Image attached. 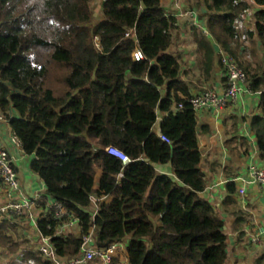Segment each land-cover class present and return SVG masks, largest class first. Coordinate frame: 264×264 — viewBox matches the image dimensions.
<instances>
[{
    "label": "trees",
    "instance_id": "1",
    "mask_svg": "<svg viewBox=\"0 0 264 264\" xmlns=\"http://www.w3.org/2000/svg\"><path fill=\"white\" fill-rule=\"evenodd\" d=\"M96 1L0 0V115L31 158L45 194L66 211L59 221L42 200L37 229L63 263L92 230L98 250L127 240L128 264H226L224 223L200 196L206 181L191 94L178 80L177 58L167 52L176 19L162 0H99L97 21ZM251 10L248 36L264 51V0H209L205 19L250 90L262 91L261 115L251 126L263 158L264 71L258 75L237 54L236 25ZM136 49L143 59L133 58ZM73 218L78 233L58 234Z\"/></svg>",
    "mask_w": 264,
    "mask_h": 264
},
{
    "label": "crops",
    "instance_id": "2",
    "mask_svg": "<svg viewBox=\"0 0 264 264\" xmlns=\"http://www.w3.org/2000/svg\"><path fill=\"white\" fill-rule=\"evenodd\" d=\"M208 2L162 0L163 9L176 19L173 41L167 52L177 58L180 66L178 80L188 86L191 95L204 89L222 94L226 88L219 52L223 48L206 28ZM253 12L251 10L242 16L236 25L242 40V48L237 54L242 61L251 62L259 75L264 71V51L255 35L248 36L254 30ZM258 103L259 96L248 90L238 97L237 104H227L219 110L203 109L195 116L199 167L206 181L200 196L214 208L224 223L228 253L226 264H264V249L251 240L257 234L264 239V200L256 184L245 183L248 166L252 163L259 166L262 159L251 126L252 117L261 115ZM162 117L159 113L153 128L158 135ZM11 137L9 125L0 124V142L9 152L19 183L20 189L15 197L20 194L34 201L32 212L37 219L42 212V200L48 206L50 196L45 194L43 182L30 170L31 158L23 154L20 146L12 143ZM156 169L161 173H171L168 166H157ZM229 184L234 185L233 191H229ZM242 187L245 192L239 195L238 189ZM7 198L6 189L0 184V208L7 204ZM63 231L64 234L76 235L79 229L76 226L70 229L64 227ZM40 241L36 222L33 224L27 214L0 212V264H62L60 259L53 263L39 253ZM126 246L127 240L118 243L111 264H128L123 253ZM89 264L105 263L95 258Z\"/></svg>",
    "mask_w": 264,
    "mask_h": 264
},
{
    "label": "built area",
    "instance_id": "3",
    "mask_svg": "<svg viewBox=\"0 0 264 264\" xmlns=\"http://www.w3.org/2000/svg\"><path fill=\"white\" fill-rule=\"evenodd\" d=\"M221 54V67L224 72L226 88L222 94H217L211 89H204L196 94L190 95L187 98V102L194 111L195 116L200 110L203 109H215L219 110L225 107L227 104H237L238 97L241 96L242 92L250 90L247 83L246 75L243 70L238 66L235 59L230 56L223 49H220ZM133 58L135 60L143 59V55L139 50L133 52ZM257 96L260 92L255 93ZM176 109H181L182 104H178ZM10 117L12 114L9 115ZM0 124H8V118L0 115ZM160 138L166 142H169L168 138L160 135ZM12 143L16 146H20V141L15 137L12 132L11 137ZM21 148V146H20ZM106 152L113 156H116L121 160L123 164L130 162L129 158L122 154L115 148L107 147ZM235 180V179H232ZM247 184H256L262 193L264 200V157L260 159L259 166L256 163H252L248 166V180L245 181ZM0 184L5 187L7 193V204L0 209V212H12L16 214H27L28 218L32 223L36 222V215L32 212L35 207V202L29 198L19 194L18 198L15 195L19 191V183L16 177V173L12 166V162L9 156V152L2 146L0 142ZM245 192L244 187L238 189V194L243 195ZM49 209H52L55 213V218L61 221L65 216L66 211L62 204L56 202L51 196L49 197ZM92 211L96 209L97 198L92 197ZM77 225V219L73 218L69 221L62 223L57 230L58 234H64L63 228H72ZM264 233V229H263ZM40 246L38 248L39 253L51 260L53 263H57L59 260L54 254L50 240L47 237L41 235ZM251 240L257 245H260L264 249V239H261L260 234L251 237ZM118 243H115L104 250H98L94 246L93 242V231L91 230L86 236L83 237L79 253L68 262L62 264H89L95 258L101 259L105 264H111L112 258L117 252Z\"/></svg>",
    "mask_w": 264,
    "mask_h": 264
},
{
    "label": "rangeland",
    "instance_id": "4",
    "mask_svg": "<svg viewBox=\"0 0 264 264\" xmlns=\"http://www.w3.org/2000/svg\"><path fill=\"white\" fill-rule=\"evenodd\" d=\"M99 4V0H97L96 2L93 3V7H92V10H93V14H94V17L97 21L100 20V8L98 6ZM2 208V207H1ZM0 208V209H1Z\"/></svg>",
    "mask_w": 264,
    "mask_h": 264
},
{
    "label": "water",
    "instance_id": "5",
    "mask_svg": "<svg viewBox=\"0 0 264 264\" xmlns=\"http://www.w3.org/2000/svg\"><path fill=\"white\" fill-rule=\"evenodd\" d=\"M156 168H157V166H156Z\"/></svg>",
    "mask_w": 264,
    "mask_h": 264
}]
</instances>
